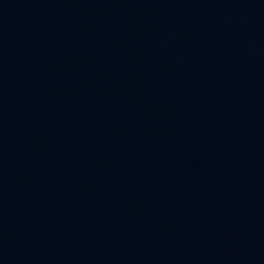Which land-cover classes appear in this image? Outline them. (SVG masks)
Wrapping results in <instances>:
<instances>
[{"label":"water","instance_id":"obj_1","mask_svg":"<svg viewBox=\"0 0 264 264\" xmlns=\"http://www.w3.org/2000/svg\"><path fill=\"white\" fill-rule=\"evenodd\" d=\"M0 264H264V0H0Z\"/></svg>","mask_w":264,"mask_h":264}]
</instances>
